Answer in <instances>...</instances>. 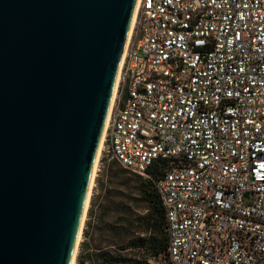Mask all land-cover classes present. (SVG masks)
Wrapping results in <instances>:
<instances>
[{"label": "built area", "instance_id": "2783aa9c", "mask_svg": "<svg viewBox=\"0 0 264 264\" xmlns=\"http://www.w3.org/2000/svg\"><path fill=\"white\" fill-rule=\"evenodd\" d=\"M101 155L158 166L151 264H264V0H140Z\"/></svg>", "mask_w": 264, "mask_h": 264}, {"label": "water", "instance_id": "95a60500", "mask_svg": "<svg viewBox=\"0 0 264 264\" xmlns=\"http://www.w3.org/2000/svg\"><path fill=\"white\" fill-rule=\"evenodd\" d=\"M136 1L0 0V264H72Z\"/></svg>", "mask_w": 264, "mask_h": 264}, {"label": "trees", "instance_id": "16d2710c", "mask_svg": "<svg viewBox=\"0 0 264 264\" xmlns=\"http://www.w3.org/2000/svg\"><path fill=\"white\" fill-rule=\"evenodd\" d=\"M101 165L76 264H143L147 257L165 255L169 242L165 210L155 187L160 176L158 166L148 171L149 178H143L122 168L116 161L103 158ZM103 165H107L106 168ZM105 176L115 179L118 185L128 190L126 199L129 206L124 209V217L119 219L121 226H110L101 244L89 248L88 229L92 225L94 207L104 189ZM139 207H143L146 214L137 213ZM135 234L138 235L134 237Z\"/></svg>", "mask_w": 264, "mask_h": 264}, {"label": "rangeland", "instance_id": "374dc122", "mask_svg": "<svg viewBox=\"0 0 264 264\" xmlns=\"http://www.w3.org/2000/svg\"><path fill=\"white\" fill-rule=\"evenodd\" d=\"M101 154L98 160V169L96 171V175L99 172L100 168L102 167L101 160L105 158V156ZM106 166L107 165H105L104 168H106ZM103 182H104V189L101 192L99 199L97 200L96 207H94V217L92 220V225L88 229L90 235L89 248H92L93 245L101 244V240L103 241L106 238L107 235L106 232L110 226H116L118 228L121 226V224H119L120 223L119 219H122L124 217L123 216L124 209L129 206L128 201L126 199V195L129 192L125 187L118 185L119 182L116 181L115 179H111L106 176L104 177ZM93 189L91 192V196L93 195ZM90 199H92V197ZM139 208L137 210L138 212L136 211L137 213L141 215L146 214L143 207H139ZM88 219L89 218L87 212V216L85 218L84 226L82 229L81 241L84 239L83 234ZM137 235L138 234H135L134 237H136ZM145 236L146 235H142V237ZM158 259L159 257H155V258L147 257L146 261L143 262V264H151L157 261ZM76 263L77 260L75 261V264Z\"/></svg>", "mask_w": 264, "mask_h": 264}, {"label": "bare ground", "instance_id": "6f19581e", "mask_svg": "<svg viewBox=\"0 0 264 264\" xmlns=\"http://www.w3.org/2000/svg\"><path fill=\"white\" fill-rule=\"evenodd\" d=\"M139 1L140 0H137L136 1V5H135L134 14H133L131 28H130V31H129V34H128V39H127V42H126V45H125L124 53H123V56L121 58L120 65H119V68H118V71H117V76H116L115 86H114V92H113L111 104H110V107H109L107 119H106V122H105V127H104V131H103L101 143H100L99 150H98V153H97V158H96V162H95V166H94V170H93V177H92V181H91L90 188H89V191H88L87 202H86L84 214H83L82 221H81L80 232H79V235H78V238H77V244H76L75 252H74V255H73L72 264H75L76 257L78 255L79 244L81 242V237H82L81 236L82 229H83L84 222H85V218L87 216V211H88V208H89V203H90V198H91V192H92L93 186L95 184L94 183V180H95V177H96V171L98 169V160H99L100 154L103 151L104 142H105V138H106V129H107V125H108V120H109V116H110L111 111H112V108H113V103H114L115 95L117 93V87H118V84H119V78H120L121 68H122V65L124 63V59H125V56H126V51H127V48H128V44L130 42V39H131V36H132V33H133V29H134V26H135V21H136V18H137V13H138V8H139Z\"/></svg>", "mask_w": 264, "mask_h": 264}]
</instances>
